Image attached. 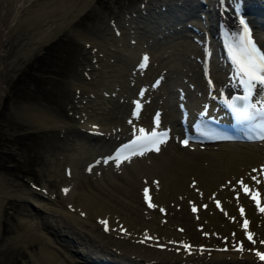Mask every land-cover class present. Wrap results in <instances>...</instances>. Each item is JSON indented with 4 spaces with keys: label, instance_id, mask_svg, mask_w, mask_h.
I'll list each match as a JSON object with an SVG mask.
<instances>
[{
    "label": "bare ground",
    "instance_id": "bare-ground-1",
    "mask_svg": "<svg viewBox=\"0 0 264 264\" xmlns=\"http://www.w3.org/2000/svg\"><path fill=\"white\" fill-rule=\"evenodd\" d=\"M93 1L0 0V107L18 70ZM35 2L41 8L30 12L41 17V36L35 40L27 36L29 46L16 47L12 68L7 69L4 59L17 40L3 54L4 33L17 31ZM248 2L264 40V29H259L264 0ZM237 3L244 0H141L110 18L102 35L84 33L89 51L83 75L74 81L73 99L79 98L73 100L75 115L42 107L36 115L40 126L67 129L66 134L76 127L82 133L68 135L66 146L49 162L62 200L48 191V182L41 192L10 184L0 190V217L10 198L32 205L21 212L24 225L15 236L25 245L38 241V249L30 254L39 264H264L255 255V250L264 252V212L257 205L259 201L264 207V172L259 171L264 166V140L201 143L188 139L179 124V104L192 110L216 104L238 84L212 34L220 20L234 21L231 9ZM207 53L211 66L205 74L202 59ZM144 56L148 61L141 68ZM255 96L264 100V87L258 86ZM138 100L142 106L137 117L133 113ZM157 113L158 128L171 127L158 152L145 151L119 163L105 159L140 135L138 129H158ZM183 140L189 141L187 146ZM241 179L249 188L247 194ZM257 192L260 199L254 200ZM102 219L107 220L108 231ZM245 219L255 243L242 227ZM240 242L242 252L237 250Z\"/></svg>",
    "mask_w": 264,
    "mask_h": 264
},
{
    "label": "rangeland",
    "instance_id": "rangeland-1",
    "mask_svg": "<svg viewBox=\"0 0 264 264\" xmlns=\"http://www.w3.org/2000/svg\"><path fill=\"white\" fill-rule=\"evenodd\" d=\"M140 1L94 0L86 11L68 24L52 42L44 45L12 78L0 107V190L7 186L5 184H10L41 192L48 182V191H55L62 200L57 189L58 179L50 177L49 162L66 146L68 135L79 137L82 133L76 127L66 134L67 129L64 128L60 132L50 125L40 126L36 115L40 113L41 107L63 116L75 115L73 100L79 98L73 99L74 81L83 75L89 51L82 36H85L84 33L97 37L102 35L101 31L109 25L110 18L130 11ZM5 6L9 8V1ZM38 8H41V3L35 2L34 8L29 9L28 17L24 16L20 22L19 29L16 31L11 28L7 34L4 33L3 54L5 47L17 40L4 59L7 69L12 68L11 56L16 47L29 46L27 36L34 40L41 36L38 31L41 17L30 12ZM10 21L7 22V28ZM24 201L10 198L3 207L0 217V264H39L30 254L31 250L38 249V241L33 240L26 245L21 241L24 245L21 246L15 236L24 225L19 218L21 212L24 208H32Z\"/></svg>",
    "mask_w": 264,
    "mask_h": 264
},
{
    "label": "snow or ice",
    "instance_id": "snow-or-ice-1",
    "mask_svg": "<svg viewBox=\"0 0 264 264\" xmlns=\"http://www.w3.org/2000/svg\"><path fill=\"white\" fill-rule=\"evenodd\" d=\"M240 23L244 25L243 31L240 34H236L234 37L230 38L227 47L230 59L234 65V72L236 77L239 79L240 83L244 87L245 94L237 95L233 99L228 101V106L234 114L235 118L238 121H254L257 116H264V100L259 101L257 103L250 102V98L253 94V90L259 84L264 87V52H261L255 45V42L251 38L250 29L248 28L246 22L241 19ZM148 57H143V63L140 64L141 68H144L147 64ZM159 82L157 81V84ZM143 95V92H141ZM243 101L242 106H238L237 102ZM136 109L133 113L134 116L138 117V110L140 108L139 102H135ZM258 104L260 105L258 107ZM156 126L158 128L159 125V113H157L155 118ZM131 123V121H129ZM261 131L259 133L258 138L264 140V123L261 124ZM141 135L137 137L136 140H133L130 145H125L123 149L119 151L122 152L125 149L131 150V154L133 155H143L144 151H159V147L157 146L160 143L166 142V137L168 136V130L157 131L153 129L151 132H147L145 129L141 128L137 130ZM222 138H231V137H222ZM252 139H256V136L251 137ZM182 143L187 146L189 141L183 140ZM137 149H142L143 151H137ZM116 161L119 163V154L115 157ZM125 159H130V156H125ZM258 171L257 169H253V172ZM259 171L264 172V166H261ZM253 180H257L256 176L252 177ZM158 185V182H155ZM244 192L247 194L249 192V188L246 184H244L243 179L239 181ZM65 193L69 190L64 189ZM148 189H145V195L147 197ZM239 198V193H237V199ZM252 198L255 200L256 197L253 195ZM219 205V201L216 202ZM257 205L260 212H264V207H259V201H257ZM150 207H155L149 202ZM204 207H207L206 205ZM222 210V209H221ZM193 211H196V208L193 207ZM241 214L243 215V207L240 209ZM100 223L105 225V231H108L107 220H100ZM249 222L247 219L244 220L242 227L246 230L247 238L252 243L256 241L253 239L254 234L251 232H247ZM122 231H126L121 229ZM207 235V233H206ZM143 242V241H142ZM264 244V241H261ZM185 248H191V245L184 244ZM238 251H244L243 242H240V245L237 249ZM249 251H253L249 249ZM255 255L261 260L264 261V252L259 250H255Z\"/></svg>",
    "mask_w": 264,
    "mask_h": 264
}]
</instances>
